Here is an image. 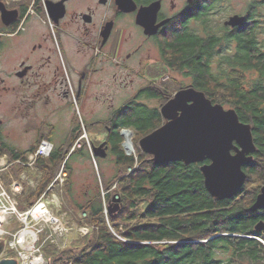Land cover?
<instances>
[{"label":"trees","instance_id":"1","mask_svg":"<svg viewBox=\"0 0 264 264\" xmlns=\"http://www.w3.org/2000/svg\"><path fill=\"white\" fill-rule=\"evenodd\" d=\"M253 24H259L253 36L239 34L237 60L222 58L216 63L212 47L188 43L185 35L174 39L172 53H164L175 71L190 76L192 87L203 91L214 104L235 109L242 122L252 125L257 152L245 168L247 180L242 190L233 198L218 200L205 187L202 164L152 162L139 149V140L160 127L163 117L159 110L130 103L114 113L106 143L119 168L105 182L106 200L112 192L119 195L121 210L109 215L97 186L78 205L86 215L81 225L90 228L82 240L63 249L43 243L40 236L39 249L49 264H264V231L255 230L264 221V210L250 211L264 186V42L258 39L264 34V17ZM127 128L134 130L135 155L122 149L121 130ZM43 140L54 144L43 135L29 149L17 150L0 140V157L7 155L12 162L25 163ZM72 146L54 145L49 157L38 158V185L22 193L19 210L26 212L41 198L64 163L71 175L69 162L83 151L71 153ZM4 176L7 180L8 174ZM9 250L7 257H17V251Z\"/></svg>","mask_w":264,"mask_h":264},{"label":"flooded vegetation","instance_id":"2","mask_svg":"<svg viewBox=\"0 0 264 264\" xmlns=\"http://www.w3.org/2000/svg\"><path fill=\"white\" fill-rule=\"evenodd\" d=\"M245 2L238 11L235 0H0V95L21 97L18 109L25 120L36 109L42 115L55 108L69 112L64 143L80 145L89 136L76 111L88 120L96 107L107 105L115 113L133 102L148 106L146 101L166 98L154 107L161 113L186 88L175 91V69L164 58L176 37L212 47L216 63L237 60L239 34L253 36L259 25L254 20L264 17V0ZM235 15L246 21L226 25ZM258 37L264 42V34ZM130 92L134 95L122 104L106 102ZM111 120L99 124L109 129ZM46 129L36 140L61 138L52 124ZM107 136L101 143H108ZM85 143L71 153H84Z\"/></svg>","mask_w":264,"mask_h":264},{"label":"rangeland","instance_id":"3","mask_svg":"<svg viewBox=\"0 0 264 264\" xmlns=\"http://www.w3.org/2000/svg\"><path fill=\"white\" fill-rule=\"evenodd\" d=\"M245 1L246 0H235V6L238 11L243 9V5L246 3ZM225 15L226 12L224 16ZM260 39L262 40V38ZM174 72L175 89L182 86L187 87L189 83L191 84V78H188L187 75L177 71ZM5 83H7V81H5ZM133 95L134 92L123 95H111L108 97L109 99L106 102H115L116 105H118L119 102L122 104L125 101H129ZM105 98H107V95L104 96V99ZM20 99L21 97L18 96L14 97L7 94L0 95L1 142L17 150L29 149L30 146L36 142V137L39 134V131L40 133L42 131L47 132L46 128H49V125L52 124L55 131H57L59 134H62L60 139L53 141L54 145L64 146L65 133H68L69 128L71 127V116L73 115H71L69 112L59 111L56 108L52 111H49L46 115H42L39 109H36L35 111L31 112L29 119L25 120L23 119L21 110L18 109V106H20ZM165 100L166 98L154 101L149 100L145 103H147L150 108L154 109V107H161L160 104ZM224 107L229 109L227 106ZM94 110L95 117L90 116L88 120L87 117H85V113L83 111L80 110L74 113L81 120L80 125L82 126V129L86 128L85 131H87L89 136V139L80 143V145H82L84 142H86V145H83L85 154H75L71 158L69 162L71 166V175L64 163L61 166L54 182L45 192V198L49 209L55 217L60 219L64 230L59 229L55 231V227H53V225L46 222H41L38 224L33 221L32 218H30L27 223L31 229L40 230L43 228L44 231L38 234L36 242L33 240H28L27 238L26 242L21 246L23 249H21L22 253L17 252V257H12L18 259L19 264L50 263L49 259L44 254H42L39 249L40 236L43 238V243L47 244L52 242L63 249L71 247L76 240H82L84 236H86L83 235L84 233H81L82 228L86 226L81 225V223L84 222L86 215L79 211L78 205L85 203L88 198L87 194L97 189V186H99V189H101V193L106 204V212H108V208L110 206L109 204L112 202V198L114 197L115 193L112 192L111 198L108 201L106 200V193L108 191L105 188V182L112 180L113 177L118 174L119 168L116 165L115 157L112 156L107 144L104 146V149L107 152L105 158L94 156V147L95 145L97 147L102 145L103 143H101V141L105 139L106 135H108V124H99V122H103L109 116H111L112 119L114 112L111 113L112 108H109L107 105H105V107H96ZM89 120H93L95 122L94 125L90 123ZM127 129L134 132L133 129ZM127 129L123 130L126 131ZM123 130H121V135L124 139L122 149L128 155H135L136 150H132V152L129 153L125 146L126 138L122 133ZM134 135L135 134L133 133V139ZM80 145L73 144L71 147V152L75 147H80ZM1 157H6L8 161V168L3 173V181L5 182L7 188L11 190V187L14 183H19L22 187V192L16 196V200L19 203V198L22 196V193L25 190L29 188H35L38 185V168L36 165L27 167L21 166V163H18L17 161L12 162L7 155ZM130 171H132V169H130ZM64 173L67 174L64 182L62 183L61 179L56 182V180L60 178L61 174L62 177H64ZM5 174H8L7 180L4 176ZM8 181L10 182L8 183ZM116 189V186H114L113 190L115 191ZM31 207H29L26 212L31 209ZM27 223L21 220L19 221L17 216H12L8 219V225L5 228L10 233V235L8 234L2 237L7 243L6 251L3 255L4 258H10L7 257V247L10 249L9 251H16L11 247L13 245L14 238L16 240L19 239L20 233L26 229L28 225ZM22 240H24V238H22Z\"/></svg>","mask_w":264,"mask_h":264},{"label":"water","instance_id":"4","mask_svg":"<svg viewBox=\"0 0 264 264\" xmlns=\"http://www.w3.org/2000/svg\"><path fill=\"white\" fill-rule=\"evenodd\" d=\"M245 21V16L235 15L226 25L240 26ZM161 113L165 123L140 139V149L156 164H202L205 187L213 198L226 200L236 196L247 180L245 168L253 163L257 152L252 125L242 122L235 109L214 104L203 91L192 86L178 91L162 106ZM105 145L95 146L94 156L105 158ZM120 202V196L115 195L109 215L121 210ZM263 210L264 186L250 207L252 212ZM255 230L264 231L263 220ZM6 246L0 237V264H19L16 258L3 257Z\"/></svg>","mask_w":264,"mask_h":264},{"label":"built area","instance_id":"5","mask_svg":"<svg viewBox=\"0 0 264 264\" xmlns=\"http://www.w3.org/2000/svg\"><path fill=\"white\" fill-rule=\"evenodd\" d=\"M54 148V144L48 140H43L40 144L38 149L29 155L27 162L22 163V161H17L18 163H21L26 166H34L36 165V162L39 157L47 158L51 155ZM8 168V161L6 157H0V237H4L5 235H10V233L6 230V226L8 225V219L12 216H17L19 221H24L27 223V221L32 218L33 221L36 223L46 222L53 227H55L56 230H64L63 224L60 221L59 218L55 217L52 212L49 209L48 203L46 201L45 195L46 193L35 203L32 205L31 209H29L27 212H21L19 210V205L16 200V196L22 192V187L19 183H14L11 187V190L7 188L5 182L3 181V173ZM62 177V174L60 178L56 180V182L61 179L62 183L64 182L65 178L67 177V174L64 173ZM28 224V223H27ZM23 231L31 232L28 233L25 237V240L23 243H19V239L14 238L13 245L11 246L13 249H15L17 252L22 253L21 246L26 242V239L33 240L36 242V239L38 237V234L43 232L44 229L35 230L31 229L29 224L27 225L26 229ZM22 231V232H23ZM90 229L87 227L82 228V234L87 235L89 233ZM21 234V233H20ZM8 248V247H7ZM22 249V250H21Z\"/></svg>","mask_w":264,"mask_h":264},{"label":"bare ground","instance_id":"6","mask_svg":"<svg viewBox=\"0 0 264 264\" xmlns=\"http://www.w3.org/2000/svg\"><path fill=\"white\" fill-rule=\"evenodd\" d=\"M123 135L126 138L125 146H126L127 150L129 151V153H131L132 150H135V147L133 149V142H132L133 141V133L131 131H129V130H126V131L123 132ZM28 233H31V232H28ZM28 233L26 231L21 232L19 243H23L24 242L25 237H26V235ZM22 238H24V240H22Z\"/></svg>","mask_w":264,"mask_h":264}]
</instances>
